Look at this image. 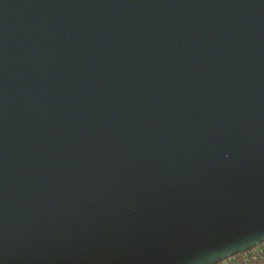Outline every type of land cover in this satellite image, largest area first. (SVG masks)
Returning <instances> with one entry per match:
<instances>
[{"label":"water","instance_id":"obj_1","mask_svg":"<svg viewBox=\"0 0 264 264\" xmlns=\"http://www.w3.org/2000/svg\"><path fill=\"white\" fill-rule=\"evenodd\" d=\"M259 242L264 0H0V264Z\"/></svg>","mask_w":264,"mask_h":264},{"label":"built area","instance_id":"obj_2","mask_svg":"<svg viewBox=\"0 0 264 264\" xmlns=\"http://www.w3.org/2000/svg\"><path fill=\"white\" fill-rule=\"evenodd\" d=\"M239 254V255H238ZM264 264V248H249V250L227 257L222 264Z\"/></svg>","mask_w":264,"mask_h":264},{"label":"bare ground","instance_id":"obj_3","mask_svg":"<svg viewBox=\"0 0 264 264\" xmlns=\"http://www.w3.org/2000/svg\"><path fill=\"white\" fill-rule=\"evenodd\" d=\"M258 244V243H257ZM254 245V246H252V248H264V246H258V245ZM249 250V249H248ZM225 261H227V258L225 259ZM224 261V262H225ZM223 262V261H222ZM239 264H246V263H239Z\"/></svg>","mask_w":264,"mask_h":264},{"label":"rangeland","instance_id":"obj_4","mask_svg":"<svg viewBox=\"0 0 264 264\" xmlns=\"http://www.w3.org/2000/svg\"><path fill=\"white\" fill-rule=\"evenodd\" d=\"M257 245H258V246H264V242H259ZM231 256H232V255H231ZM225 259H226V258H224L222 261L224 262Z\"/></svg>","mask_w":264,"mask_h":264},{"label":"trees","instance_id":"obj_5","mask_svg":"<svg viewBox=\"0 0 264 264\" xmlns=\"http://www.w3.org/2000/svg\"><path fill=\"white\" fill-rule=\"evenodd\" d=\"M239 255V254H238ZM215 264H222V261L216 262Z\"/></svg>","mask_w":264,"mask_h":264}]
</instances>
